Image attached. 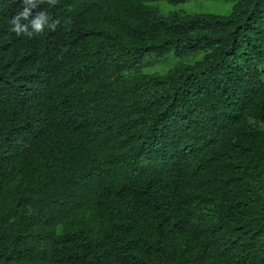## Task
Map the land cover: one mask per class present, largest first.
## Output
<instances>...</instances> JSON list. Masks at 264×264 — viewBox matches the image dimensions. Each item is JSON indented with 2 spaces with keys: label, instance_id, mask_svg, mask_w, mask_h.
<instances>
[{
  "label": "trees",
  "instance_id": "trees-1",
  "mask_svg": "<svg viewBox=\"0 0 264 264\" xmlns=\"http://www.w3.org/2000/svg\"><path fill=\"white\" fill-rule=\"evenodd\" d=\"M200 1L0 0V264H264V0Z\"/></svg>",
  "mask_w": 264,
  "mask_h": 264
},
{
  "label": "clouds",
  "instance_id": "clouds-1",
  "mask_svg": "<svg viewBox=\"0 0 264 264\" xmlns=\"http://www.w3.org/2000/svg\"><path fill=\"white\" fill-rule=\"evenodd\" d=\"M25 5L20 11L11 17L9 30L17 36L40 35L45 31H54L59 20H54L47 12L41 10L32 17V10L36 9L43 0H20ZM50 5H54L56 0H48ZM31 17V18H30Z\"/></svg>",
  "mask_w": 264,
  "mask_h": 264
},
{
  "label": "rangeland",
  "instance_id": "rangeland-1",
  "mask_svg": "<svg viewBox=\"0 0 264 264\" xmlns=\"http://www.w3.org/2000/svg\"><path fill=\"white\" fill-rule=\"evenodd\" d=\"M231 0H202L191 3V11L196 13L225 14L228 13ZM182 10V8L180 9Z\"/></svg>",
  "mask_w": 264,
  "mask_h": 264
}]
</instances>
